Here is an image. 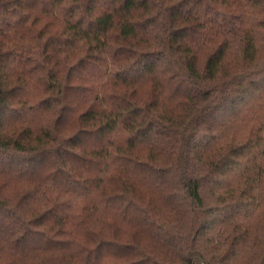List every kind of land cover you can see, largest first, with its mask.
<instances>
[{
    "label": "trees",
    "instance_id": "16d2710c",
    "mask_svg": "<svg viewBox=\"0 0 264 264\" xmlns=\"http://www.w3.org/2000/svg\"><path fill=\"white\" fill-rule=\"evenodd\" d=\"M0 264H264V0H0Z\"/></svg>",
    "mask_w": 264,
    "mask_h": 264
}]
</instances>
